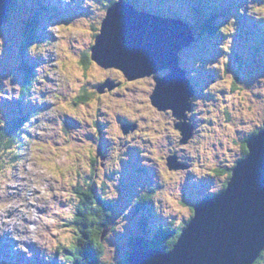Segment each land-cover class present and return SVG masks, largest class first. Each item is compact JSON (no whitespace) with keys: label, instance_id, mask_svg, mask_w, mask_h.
Masks as SVG:
<instances>
[{"label":"clouds","instance_id":"clouds-1","mask_svg":"<svg viewBox=\"0 0 264 264\" xmlns=\"http://www.w3.org/2000/svg\"><path fill=\"white\" fill-rule=\"evenodd\" d=\"M62 3L73 5L74 0ZM118 3L108 0L105 8L103 0H82L80 6L89 14L49 23L45 29L49 37L27 45L23 55L39 61L27 83L16 82L11 65L0 75V239L11 241V253L22 255L25 261L32 259L35 246L44 264H88L81 253L91 244L96 264H119L117 247L110 241L114 234H125L126 217L145 194L149 200L143 202L150 201L154 215L164 221L155 224L156 229L184 232L196 217L191 211L195 206L184 198L188 177L193 184L211 179L209 194L227 190L233 177L228 180L227 173L219 175L217 170L233 171L237 167L233 165L249 156L245 144L249 147L250 139L264 132V75L256 69L255 78L249 79L231 70L238 17L264 24V7H256L264 5V0H241L236 14L216 29V35L223 37L219 43L222 54L211 63L197 61L195 68L217 75L196 97L188 98L191 108L185 110L183 120L172 108L154 105L160 73L133 78L123 67L105 63L96 55L109 10ZM14 16V11L9 13L10 19ZM6 43L5 32L0 35V61L7 64ZM112 69H120L123 75ZM125 77L145 79L120 87ZM13 101L30 104L35 110L9 134L6 112ZM66 118L79 126L67 129ZM121 119L135 127L125 132ZM181 123L194 125L186 140L177 127ZM102 141L107 144L100 154ZM130 149L136 150L139 166L155 174L152 183L138 186L139 195L113 216L104 204L120 200ZM173 157L186 167H170ZM90 190L103 211L87 196ZM78 218L85 224L91 220L93 228L103 227L99 251L91 241H81L82 232L77 229L84 225L74 223ZM112 223L118 225L115 232L109 230ZM164 244L165 252L173 251Z\"/></svg>","mask_w":264,"mask_h":264},{"label":"water","instance_id":"water-1","mask_svg":"<svg viewBox=\"0 0 264 264\" xmlns=\"http://www.w3.org/2000/svg\"><path fill=\"white\" fill-rule=\"evenodd\" d=\"M10 4L11 0H0V27ZM194 40L195 33L187 22L140 11L126 0H119L109 10L95 52L105 63L123 67L133 78L168 69L167 74L156 77L152 99L154 105L172 108L183 120L185 110L191 107L188 98L193 96L194 88L181 68L179 52ZM177 127L185 140L191 135V124ZM133 128L128 124L122 129L126 132ZM246 149L249 156L233 166L237 167L230 171L228 180L233 178L228 189L194 205L196 217L184 232L180 231L170 248L172 252L145 247L136 240L134 250L128 254L129 264H253L264 248V132L253 136ZM169 165L186 167L174 157ZM104 235L105 231L101 239Z\"/></svg>","mask_w":264,"mask_h":264},{"label":"rangeland","instance_id":"rangeland-1","mask_svg":"<svg viewBox=\"0 0 264 264\" xmlns=\"http://www.w3.org/2000/svg\"><path fill=\"white\" fill-rule=\"evenodd\" d=\"M23 3V7L20 8H12L8 12H15V16L13 19L8 18L9 20L2 24L0 27L1 35H4L5 32L7 33V43H6V57L7 64L3 61H0V75L5 74L9 70V65L12 66L13 70L16 71V82H20L22 84V73L20 70V60L21 55L18 50V46L24 39V30H23V20H21L20 11L26 14L28 17H33L34 8L29 9L27 4L29 5V0H21ZM25 1H28L27 4ZM33 1V0H32ZM129 2V0H126ZM31 2V0H30ZM36 3L40 2L43 3L42 0L35 1ZM47 4H52V11L46 12L39 17V25L36 31V38L32 40H41L44 38H48L49 34L46 32V26L49 23H55L65 20L74 15L89 14L88 9L81 8L82 0H74L73 5H63L62 0H45ZM105 8L109 6L108 0H103ZM133 5L137 8H142V10L148 12H159L161 14L168 13L169 10L174 11L175 17H180L183 21H193L192 12L196 7V2H199L197 6V11L199 12L203 6H211L213 8H220L222 10L223 16L219 19V23L226 22L227 18L230 15H235V10L238 8L241 0H179V2H172V0H134L130 1ZM33 4V2H32ZM139 7H138V6ZM54 6L56 8H54ZM141 6V7H140ZM201 6V7H200ZM167 7V8H166ZM256 7H264V5H257ZM38 9V8H37ZM230 9V10H229ZM43 11L44 8H41ZM49 10V8H47ZM229 10V11H228ZM202 11V10H201ZM232 11V12H230ZM180 15V16H179ZM23 16V15H22ZM163 16V15H162ZM195 17V15H194ZM174 19V17H173ZM196 19H198L196 17ZM245 19V20H244ZM7 20V18H6ZM234 23V21H233ZM25 24V22H24ZM217 24V23H216ZM244 25L248 27V30L244 28ZM259 24H255L249 21L246 17H238V32L234 37V46H233V56H232V66L231 70L237 72L238 75H241L245 78L254 79L256 75V69H259V74L264 75V24L261 26L262 33L260 35H256V31L258 29L253 30V26L258 28ZM229 25H224L223 27H228ZM142 28L144 26L142 25ZM147 28V26H146ZM148 29V28H147ZM222 31V29H221ZM137 34V33H136ZM224 35H231L230 33H223ZM127 36L128 34H123ZM196 37L195 40L187 47L182 49L180 54V65L181 68L184 69L185 74L190 79V83L193 85L194 94L192 97H196L200 90L203 87L207 86V83L217 75L215 72H207L201 67L200 69L195 68V63L197 61H201L202 65L205 63H211L216 60V58L222 54L221 50L219 49V43L222 42L223 37H210V36H202L201 34L198 35L195 33ZM29 64L33 65V68L39 61L30 60L29 58L25 57ZM92 63H94L92 61ZM167 70L168 69H164ZM114 72H119L123 75L119 70L112 69ZM195 72V77H190V72ZM34 75V69H33ZM126 81H129L125 78ZM133 84V83H131ZM135 84V83H134ZM126 85H121V87H125ZM112 91H116L113 89ZM191 108V107H190ZM35 109L32 105L17 103L13 101L11 104L8 105L6 117L8 118V123L13 117L24 115V114H31ZM190 110V109H189ZM18 119H22L20 116ZM23 123V121H22ZM122 125H130L131 123L124 120L122 123V119L120 120ZM66 128L71 130L78 127V122L72 120L71 118L65 119ZM19 128V127H17ZM99 131V129H97ZM107 142L102 141L98 152L102 154L106 148ZM246 144H245V152ZM129 161L124 164V173L122 174L121 178V186H120V200L107 203L110 205V210H112L113 216L119 215L124 208L128 207L131 201L139 195L136 191L138 186H143L152 183V177L154 176V171L150 169H145V171H140L141 168L139 166V158L138 154L135 149L129 150ZM159 164H163V160L157 161ZM234 166V165H233ZM144 169V168H141ZM170 171L173 169H169ZM219 175H223L227 173L226 179L230 174V170L227 169H218ZM213 181L211 179L202 180L196 184L192 183V177L189 176L187 183L185 184L183 191H184V198L185 201L189 204L195 205L198 199H201L204 195L213 196V194L208 193V188L212 185ZM149 200V197H147ZM145 201V199H144ZM183 203V201H182ZM131 210L126 219L129 220V224L126 226V232L124 235L114 234L110 243H113L117 247V255L120 261H125V264H129L128 262V254L130 251L134 250L133 248L129 247V242L136 241L139 237L146 239H150L153 237V232L156 230L154 227L157 223H163L164 221L160 220L159 217H156L152 211L151 202H138ZM143 207V208H142ZM142 208V209H141ZM35 215V213L33 214ZM146 219L147 221V229L149 233L147 234L146 231L142 229L141 221L142 219ZM25 222H34L26 220ZM111 222V220H110ZM114 222V220H113ZM175 224V221L172 222ZM118 225L116 223H112L109 226V230L111 232H115L117 230ZM135 238V239H133ZM11 246L12 242L9 241L6 237L0 239V264H44L42 259V254L40 251L32 246L33 257L29 261H25L22 255H17L11 253ZM66 253H69V249H64ZM2 254V255H1ZM264 256V255H263ZM7 257V259H5ZM69 259V257H67ZM3 260V261H2ZM96 261V260H95ZM55 264V262H53ZM260 264H264V257Z\"/></svg>","mask_w":264,"mask_h":264},{"label":"trees","instance_id":"trees-1","mask_svg":"<svg viewBox=\"0 0 264 264\" xmlns=\"http://www.w3.org/2000/svg\"><path fill=\"white\" fill-rule=\"evenodd\" d=\"M35 1H37V0H33V1L31 0V2L29 0V5L27 4L28 1H25V3L27 4V7L29 9L34 8V13L32 15L33 17H28L26 14H24L22 11H20L21 12L20 13L21 20H23V26L22 27L24 30V39H23V41H21V43L18 46V50H19L20 55H21L20 70L22 73V84L27 83L29 78L31 76H33V69H34L33 65L29 64L28 61L25 59V56L23 55L24 50L27 48V45L29 43H31L34 38H36L37 27L40 23V21H39L40 15H42V14H44L50 10V9L47 10V8L53 7V6H50L49 4L45 3V0H42L43 3H40V2L36 3ZM32 2H33V4H32ZM198 4H199V2H196V7H195L194 11L192 12V14L195 15V17L193 15V21L192 22L187 21V22L191 25L193 30L195 32H197L198 35L201 34L202 36L208 35L210 37H218L219 38L220 36L216 35V29L222 24V23H219V19L223 16L222 10H220V8H213L211 6H203L201 8L202 11L200 10L198 12L196 10ZM20 6L23 7V3L21 0H11V4H10L11 9L14 7L20 8ZM41 8H44V10L42 11ZM54 8H56V7L54 6ZM230 12H232V11H230ZM196 17L198 19H196ZM8 18L9 17H7L6 22L9 20ZM239 19H240V17H239ZM24 22H25V24H24ZM262 25L263 24L258 25L260 29L253 26V30L258 29V32L256 31L257 36L262 33V31H261ZM244 28L247 29V31H249L247 26L244 25ZM0 35H1V30H0ZM262 46H264V45L262 44ZM89 60H91L90 56H89ZM19 116L22 119H18ZM19 116L13 117L10 120V122L8 123L9 134L14 132L15 129H17V127L20 126L22 121H24L28 118L27 114L19 115ZM229 177H230V174L228 175L227 179H229ZM225 186H226V184H225ZM87 196L90 197L94 202H96L97 208H101L100 203L98 201H96V196L91 190H90V192L87 193ZM142 204H143V202H141V205ZM109 206L110 205L104 204L105 209H110ZM101 210L103 211L102 208H101ZM108 215H111V212H109ZM105 219H107V217H105ZM74 223H80L81 225H84L82 228L77 229L78 231L82 232L81 241L84 242L85 244L88 243L89 241H91V243L99 251V249L101 247L100 241L102 240L101 238H102V235L104 233L103 227L93 228L91 226L93 223L91 220H88L87 224H85L84 219H81V218H78V220ZM141 225H142V229L144 231H146V233L148 234L149 230L147 229L146 219H144V218L142 219ZM165 230L166 231H159L158 229H156L152 233L153 234L152 238L146 239V237H144V238L140 239L138 237L136 240H140L143 243V245H145L146 247H159L163 250H164V247H162V245L165 241L164 246L166 248L170 249L172 247V245L174 244V242L176 241V239L178 238L180 230H178L175 233H172L173 231H167V229H165ZM133 239H135V238H133ZM72 251H73V249H69V252H72ZM81 255L88 262H90L92 260L95 261V253H94V250H93L91 244H89L87 247H85L82 250ZM263 255H264V250L261 252L260 256L255 260V262L253 264H260L262 262L263 257H264ZM68 257H69V259H72L71 256H68ZM83 257H80V258L83 259ZM119 264H125V261H120Z\"/></svg>","mask_w":264,"mask_h":264},{"label":"flooded vegetation","instance_id":"flooded-vegetation-1","mask_svg":"<svg viewBox=\"0 0 264 264\" xmlns=\"http://www.w3.org/2000/svg\"><path fill=\"white\" fill-rule=\"evenodd\" d=\"M157 73H160V75L158 74L157 76L158 77H160V76H163V75H165V74H167L168 73V71L167 70H164V69H162V70H160V71H158ZM143 79H145L144 77H142V78H137L136 80H132V81H126V80H124L123 82H121L120 83V87H121V85H131V83H136L138 80H143ZM124 120L125 119H122V123L124 122ZM128 122V121H127ZM130 125H133V127H135V125L134 124H130ZM193 127H194V125H192ZM130 130H132V129H129V130H127V131H130ZM126 131V132H127ZM140 171H145V169H139ZM217 173H222V172H219L218 170H217ZM90 192V191H89ZM214 196V195H213ZM147 197H149V194H145V196H144V198H143V201H144V199H145V201H148V198ZM207 197H211V196H209V195H204V196H202V198L201 199H198V201H197V203L200 201V200H202V199H204V198H207ZM143 201H141V202H143ZM137 205H139L138 204V202H137ZM196 205V204H195ZM191 211H192V214H193V208L191 209ZM173 222V221H172ZM171 222V223H172ZM168 230V229H167ZM178 230H175V231H173L172 233H175V232H177ZM133 241H130L129 242V247L130 248H132L133 247V243H132Z\"/></svg>","mask_w":264,"mask_h":264},{"label":"bare ground","instance_id":"bare-ground-1","mask_svg":"<svg viewBox=\"0 0 264 264\" xmlns=\"http://www.w3.org/2000/svg\"><path fill=\"white\" fill-rule=\"evenodd\" d=\"M180 16V15H179ZM142 245H143V243H142ZM143 246H145V245H143ZM146 247V246H145ZM152 248H156V247H152ZM159 248V247H158ZM2 255V254H1ZM3 261V260H2Z\"/></svg>","mask_w":264,"mask_h":264}]
</instances>
